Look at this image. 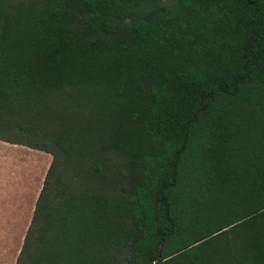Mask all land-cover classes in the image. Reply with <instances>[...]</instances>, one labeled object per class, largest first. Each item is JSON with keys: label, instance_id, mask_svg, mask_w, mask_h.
Listing matches in <instances>:
<instances>
[{"label": "trees", "instance_id": "trees-1", "mask_svg": "<svg viewBox=\"0 0 264 264\" xmlns=\"http://www.w3.org/2000/svg\"><path fill=\"white\" fill-rule=\"evenodd\" d=\"M0 140L15 264H264V0H0Z\"/></svg>", "mask_w": 264, "mask_h": 264}, {"label": "crops", "instance_id": "crops-1", "mask_svg": "<svg viewBox=\"0 0 264 264\" xmlns=\"http://www.w3.org/2000/svg\"><path fill=\"white\" fill-rule=\"evenodd\" d=\"M49 162L46 152L0 140V264H15Z\"/></svg>", "mask_w": 264, "mask_h": 264}]
</instances>
